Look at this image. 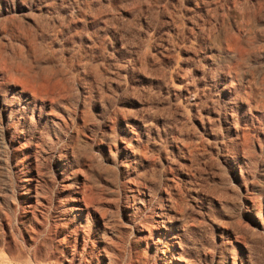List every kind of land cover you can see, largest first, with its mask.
Listing matches in <instances>:
<instances>
[{
    "label": "rangeland",
    "instance_id": "1",
    "mask_svg": "<svg viewBox=\"0 0 264 264\" xmlns=\"http://www.w3.org/2000/svg\"><path fill=\"white\" fill-rule=\"evenodd\" d=\"M0 264H264V0H0Z\"/></svg>",
    "mask_w": 264,
    "mask_h": 264
},
{
    "label": "bare ground",
    "instance_id": "2",
    "mask_svg": "<svg viewBox=\"0 0 264 264\" xmlns=\"http://www.w3.org/2000/svg\"><path fill=\"white\" fill-rule=\"evenodd\" d=\"M189 263V262H188Z\"/></svg>",
    "mask_w": 264,
    "mask_h": 264
}]
</instances>
